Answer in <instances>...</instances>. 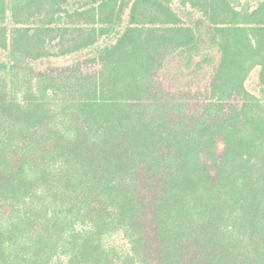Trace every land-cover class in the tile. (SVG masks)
Returning <instances> with one entry per match:
<instances>
[{
  "label": "trees",
  "instance_id": "16d2710c",
  "mask_svg": "<svg viewBox=\"0 0 264 264\" xmlns=\"http://www.w3.org/2000/svg\"><path fill=\"white\" fill-rule=\"evenodd\" d=\"M0 53V264H264V0H0Z\"/></svg>",
  "mask_w": 264,
  "mask_h": 264
},
{
  "label": "rangeland",
  "instance_id": "374dc122",
  "mask_svg": "<svg viewBox=\"0 0 264 264\" xmlns=\"http://www.w3.org/2000/svg\"><path fill=\"white\" fill-rule=\"evenodd\" d=\"M125 21H126V15H125ZM125 24V23H124ZM208 41H206L205 45L202 46V52L205 53L206 56L210 57V60L205 61L204 54L201 52L199 56H196L191 61V65L189 66L186 58L183 56H177L172 57L169 60L167 69L163 72V80L166 84L169 86H175L180 87L183 86L189 82H191L193 79H196L198 82L200 80V83L204 82L206 79V76L209 75L210 69L212 68L213 60H216L217 58V49L216 47H211L208 45ZM90 54H83L81 58V62H84L86 57H88ZM2 56V53H0V57ZM204 58V59H203ZM203 59V60H201ZM73 59H49L46 61V64H53V65H62L65 63L70 62ZM201 60V64L198 67L197 63ZM190 68V69H188ZM97 69V66L93 63H86V70L89 71H95ZM195 69V72H193ZM197 70V71H196ZM192 73V74H191ZM189 74V75H188ZM259 68H255L248 81H247V88L252 91L253 93L259 94Z\"/></svg>",
  "mask_w": 264,
  "mask_h": 264
}]
</instances>
